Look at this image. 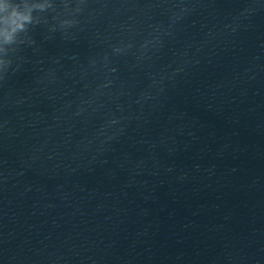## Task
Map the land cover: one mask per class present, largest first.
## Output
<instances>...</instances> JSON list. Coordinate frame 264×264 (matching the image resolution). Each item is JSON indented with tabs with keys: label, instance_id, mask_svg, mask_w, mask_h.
Returning a JSON list of instances; mask_svg holds the SVG:
<instances>
[{
	"label": "water",
	"instance_id": "water-1",
	"mask_svg": "<svg viewBox=\"0 0 264 264\" xmlns=\"http://www.w3.org/2000/svg\"><path fill=\"white\" fill-rule=\"evenodd\" d=\"M0 37V264H264V0H30Z\"/></svg>",
	"mask_w": 264,
	"mask_h": 264
},
{
	"label": "clouds",
	"instance_id": "clouds-1",
	"mask_svg": "<svg viewBox=\"0 0 264 264\" xmlns=\"http://www.w3.org/2000/svg\"><path fill=\"white\" fill-rule=\"evenodd\" d=\"M30 0H0V37L5 42L32 23Z\"/></svg>",
	"mask_w": 264,
	"mask_h": 264
}]
</instances>
